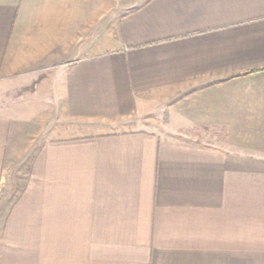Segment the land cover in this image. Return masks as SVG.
<instances>
[{
    "label": "crops",
    "instance_id": "1",
    "mask_svg": "<svg viewBox=\"0 0 264 264\" xmlns=\"http://www.w3.org/2000/svg\"><path fill=\"white\" fill-rule=\"evenodd\" d=\"M115 8L0 0V264H264V0Z\"/></svg>",
    "mask_w": 264,
    "mask_h": 264
},
{
    "label": "rangeland",
    "instance_id": "2",
    "mask_svg": "<svg viewBox=\"0 0 264 264\" xmlns=\"http://www.w3.org/2000/svg\"><path fill=\"white\" fill-rule=\"evenodd\" d=\"M120 0H113V6H114V18H115V14L116 12H118L116 10V6H117V3L119 2ZM164 119V120H163ZM162 121H153L151 116H149V119L146 118V119H143L141 121H134V122H131L127 127L129 128H137V127H151V128H159L161 127V124H165L167 122V116H165L164 118L162 117L161 119ZM26 164L22 163H18V167L17 169H15L14 171L13 170H7L9 171V174L7 175L8 178H9V182L5 184L4 186V193H5V198H4V203L6 205H8L10 203V201H12L15 197V195L18 194V191H20V188L22 187V184L24 183V180L25 178L27 177V174H28V170L27 168L25 167Z\"/></svg>",
    "mask_w": 264,
    "mask_h": 264
}]
</instances>
